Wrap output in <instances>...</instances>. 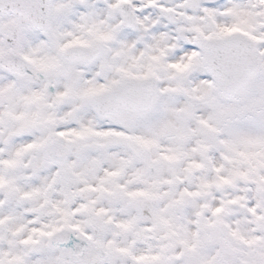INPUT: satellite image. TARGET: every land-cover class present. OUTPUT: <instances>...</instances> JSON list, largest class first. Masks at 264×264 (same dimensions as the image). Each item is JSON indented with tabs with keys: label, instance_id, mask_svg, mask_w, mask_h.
Segmentation results:
<instances>
[{
	"label": "snow or ice",
	"instance_id": "obj_1",
	"mask_svg": "<svg viewBox=\"0 0 264 264\" xmlns=\"http://www.w3.org/2000/svg\"><path fill=\"white\" fill-rule=\"evenodd\" d=\"M0 264H264V0H0Z\"/></svg>",
	"mask_w": 264,
	"mask_h": 264
}]
</instances>
